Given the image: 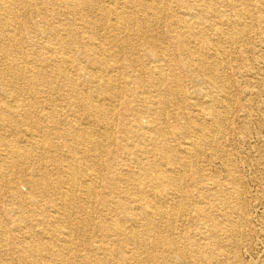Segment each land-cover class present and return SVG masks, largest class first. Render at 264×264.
Listing matches in <instances>:
<instances>
[{"label": "bare ground", "instance_id": "6f19581e", "mask_svg": "<svg viewBox=\"0 0 264 264\" xmlns=\"http://www.w3.org/2000/svg\"><path fill=\"white\" fill-rule=\"evenodd\" d=\"M247 19L264 0H0V264H229L242 194L195 160L227 164Z\"/></svg>", "mask_w": 264, "mask_h": 264}, {"label": "rangeland", "instance_id": "374dc122", "mask_svg": "<svg viewBox=\"0 0 264 264\" xmlns=\"http://www.w3.org/2000/svg\"><path fill=\"white\" fill-rule=\"evenodd\" d=\"M239 28L245 30V39L228 51V67L223 72L229 82L230 101L224 104L226 111L230 109L228 132L225 138L221 134L216 136L227 164L212 157L208 149L195 163L219 181L225 179L230 169L242 194L237 201L240 209L232 213L242 234L229 252V264H264V22L247 19ZM185 80V89L192 90V84ZM20 189L26 191L25 186ZM0 203L10 202L2 196Z\"/></svg>", "mask_w": 264, "mask_h": 264}]
</instances>
